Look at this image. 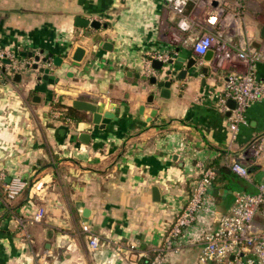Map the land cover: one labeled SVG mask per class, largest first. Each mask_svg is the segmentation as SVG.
<instances>
[{"label": "crops", "instance_id": "0c3cea01", "mask_svg": "<svg viewBox=\"0 0 264 264\" xmlns=\"http://www.w3.org/2000/svg\"><path fill=\"white\" fill-rule=\"evenodd\" d=\"M221 1L189 0L186 12L197 24ZM226 1L221 37L235 49L262 51L255 72L264 81V0ZM77 16L100 27L81 26ZM175 20L166 0H0V50L14 58L0 57V264L146 260L163 244L201 168L238 159L248 177L219 174L174 241L179 249L166 250L164 264H197L202 232L215 225V214L230 210L236 192L264 183V147L256 155L246 150L264 139V93L248 105L231 140L228 110L216 103L228 63L216 68L213 53L210 60L202 55L198 64L207 72H187L169 97L149 82L158 75L151 60L161 59L154 54L198 57L192 33L172 40ZM77 45L85 48L79 61L71 58ZM29 51L44 57L39 66L49 67L47 79L31 66ZM55 55L62 57L58 65ZM14 61L25 66L13 70ZM74 99L114 117L95 123ZM13 177L26 185L7 200ZM255 220L264 225V215ZM84 225L98 237L96 249Z\"/></svg>", "mask_w": 264, "mask_h": 264}, {"label": "built area", "instance_id": "2783aa9c", "mask_svg": "<svg viewBox=\"0 0 264 264\" xmlns=\"http://www.w3.org/2000/svg\"><path fill=\"white\" fill-rule=\"evenodd\" d=\"M166 1L176 17V33L172 37L175 43L184 42L185 34L192 33L190 41L193 52L198 56L197 63L201 62V56L208 49H212L214 67L222 68L227 63L232 66L224 78L223 90L217 95L216 103L219 110H230L228 128L230 139L233 140L239 125L246 123L245 111L248 105L264 93V81L260 80L255 72L256 64L262 57V51L235 49L221 37L224 29L223 13L229 4L226 0L207 9L203 19L197 24L186 12L189 0ZM154 56L161 59L167 58L160 53ZM0 57L14 59L13 52L9 49L0 50ZM238 62L241 66H238ZM24 63L27 66L31 65L30 60ZM22 66L15 63L13 70H20ZM228 98L235 101V106L231 109L226 104ZM263 147L264 139L258 138L251 141L246 150L256 155ZM229 167L240 177H248V167L240 160L233 159L229 162ZM215 176L214 167L201 168L199 177L191 186L185 205L176 212L163 244L155 250L152 257L136 260L133 264H164L166 250L179 249L174 241L180 236L182 229L196 219V213L202 207L204 196ZM25 185V180L13 177L5 185V198L13 199ZM42 212V209H39L33 218L40 220ZM258 214L264 215L263 182L258 184L254 192H236L230 210L215 214V225L202 232V246L197 256V264H264V225L256 222L255 217ZM83 228L89 233V246L91 249H96L98 237L91 232L89 226L84 225ZM133 246L131 244L130 248Z\"/></svg>", "mask_w": 264, "mask_h": 264}, {"label": "water", "instance_id": "95a60500", "mask_svg": "<svg viewBox=\"0 0 264 264\" xmlns=\"http://www.w3.org/2000/svg\"><path fill=\"white\" fill-rule=\"evenodd\" d=\"M215 3V2H214ZM77 23L81 26H90V27H95L98 28L100 27V22L98 20H89L81 16H77ZM87 34H89V31H87ZM262 34H264V26L262 27ZM100 36L97 35L94 38L98 39ZM85 48L82 45H77L71 55V58L75 61L81 60L83 54H84ZM175 50H178V47L175 48ZM40 53H45L49 56L52 55V52L48 50H42ZM212 50L208 49L204 54L203 57L205 60H210L212 57ZM28 55L34 57V63L31 65L34 68H38L40 71H43L42 77L44 79L48 78V72H49V67H43L39 66V61L41 59H44V57H40L38 53H33L32 51L28 52ZM3 62L5 63H11L12 61L10 58H3ZM62 61V57L59 55L53 56V63L55 65L60 64ZM152 62V67L155 68L158 72V75H151L148 80L150 83L155 84L157 87H160L159 90V95L162 97H169L170 92H171V84L174 81H177V84L180 83V81L185 77L187 72L193 73L195 72L196 69H199L201 66L196 62V59L192 56L189 57H184L181 55H178L177 53H169L168 57L164 60L162 59H157L153 58L151 60ZM13 63H16L15 61ZM202 71L204 73L207 72V67L202 66ZM4 70V68H3ZM189 70V71H188ZM159 74H162V77L158 79ZM15 76H19L18 73L15 74ZM154 95V92H151L149 94L148 100L152 99V96ZM227 103L229 105V108H233L235 106V101L231 98L227 99ZM72 105L74 107H77L79 109H84L87 111L92 112V121L95 123H100L105 124L110 121L111 117H114V113H111V111H106L103 114V118L101 117V113L97 111V106L94 103H91L86 100H81V99H74L72 101ZM230 110L227 111V114L229 115ZM214 192L216 190H220L218 187H213ZM220 264V263H219Z\"/></svg>", "mask_w": 264, "mask_h": 264}, {"label": "trees", "instance_id": "16d2710c", "mask_svg": "<svg viewBox=\"0 0 264 264\" xmlns=\"http://www.w3.org/2000/svg\"><path fill=\"white\" fill-rule=\"evenodd\" d=\"M210 166L214 167L215 171H216V176H215V179L213 180V182L217 181V178H218L219 174H222V175H225V176H227L228 174L231 175V176L235 175V173L233 171H231L229 165L228 166L227 165H221V166L216 165V166H214L213 164H211Z\"/></svg>", "mask_w": 264, "mask_h": 264}]
</instances>
